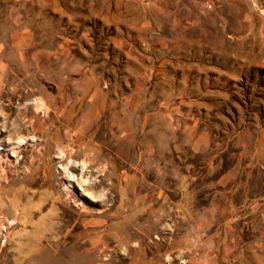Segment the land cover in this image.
Returning <instances> with one entry per match:
<instances>
[{"label": "rangeland", "instance_id": "obj_1", "mask_svg": "<svg viewBox=\"0 0 264 264\" xmlns=\"http://www.w3.org/2000/svg\"><path fill=\"white\" fill-rule=\"evenodd\" d=\"M0 264H264V0H0Z\"/></svg>", "mask_w": 264, "mask_h": 264}, {"label": "bare ground", "instance_id": "obj_2", "mask_svg": "<svg viewBox=\"0 0 264 264\" xmlns=\"http://www.w3.org/2000/svg\"><path fill=\"white\" fill-rule=\"evenodd\" d=\"M75 163H76V162H75ZM75 163H74V164H75ZM83 164H84V162H83ZM74 166H75V165H74ZM84 166H86V165H83V167H84ZM82 169H84V168H82ZM69 174H70V173H69Z\"/></svg>", "mask_w": 264, "mask_h": 264}]
</instances>
